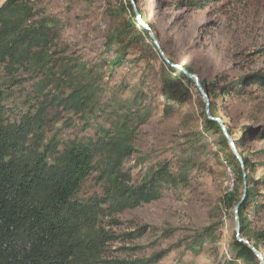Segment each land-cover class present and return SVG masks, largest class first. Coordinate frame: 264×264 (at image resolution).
<instances>
[{
  "label": "trees",
  "instance_id": "obj_1",
  "mask_svg": "<svg viewBox=\"0 0 264 264\" xmlns=\"http://www.w3.org/2000/svg\"><path fill=\"white\" fill-rule=\"evenodd\" d=\"M172 1L203 9L213 0ZM38 2L5 0L0 5V264H158L167 249L147 256L113 254L112 245L142 237L145 226L123 233H115L112 226L121 223L116 218L120 213L159 199L164 189L188 187L195 179L196 162L191 156H181L173 162L142 161L145 171L135 184L132 161L143 126L160 106L166 118L183 112L196 84L168 63L152 73L156 62L151 61L148 49L156 55L159 50L138 23L131 0H107L110 26L91 58L65 41L61 19ZM138 9L148 22L146 13ZM126 61H132L133 68L125 74L117 72ZM202 84L214 99L252 97L257 89L264 90V70L233 80L218 76ZM156 87L160 102L151 94ZM214 108L212 100V114ZM75 117L84 130L91 127L93 133L61 140L57 125L78 123ZM219 117L235 140L244 166L220 123L209 119L205 111L204 127L219 133L220 151L236 180L220 205L213 207L212 217L219 219L197 235L181 237L174 246L198 255L207 243L214 256L212 264H260L236 234L230 256L222 254L218 259V245L222 218L233 215L242 200L241 235L264 252V194L258 196L264 176L253 178L255 156L264 157V147L252 151L255 144L246 141L247 137H264V125H244L237 136L224 116ZM89 181L101 192L86 196L84 187Z\"/></svg>",
  "mask_w": 264,
  "mask_h": 264
},
{
  "label": "rangeland",
  "instance_id": "obj_2",
  "mask_svg": "<svg viewBox=\"0 0 264 264\" xmlns=\"http://www.w3.org/2000/svg\"><path fill=\"white\" fill-rule=\"evenodd\" d=\"M4 1L0 0V5ZM137 2L146 13L147 23L154 27L166 56L174 63L191 68L202 83L203 80L207 84L213 82L218 76L233 80L253 70H264V0H213L203 9H191L172 0ZM38 3L61 19L65 41L87 57L96 55L110 26L106 14L107 0H39ZM148 50L151 61L156 62L152 73H157L161 64L166 62L158 51L156 55L155 51ZM142 64L144 66L145 63ZM133 66L132 61H126L117 72L125 74ZM159 83L160 79L157 80ZM196 87L190 89V98L183 112L166 118L163 106H160L150 122L143 126L137 137L138 151L132 161L133 165L136 164L132 180L135 184L140 182L139 175L146 167L141 165L144 160L147 164L161 159L173 162L181 156L194 159L193 176L196 177L188 187L164 189V195L159 199L117 215L121 223L112 226L115 233L143 226L146 233L131 241L112 245L115 255L147 256L167 249L158 264L213 263L214 256L209 253L207 243L198 255L184 247L174 246L181 237L197 235L202 228L219 219H213V207L220 205L236 180L224 153L220 151L219 133L204 127L206 106L204 108L203 103L206 102ZM255 88L250 87L251 90ZM158 89L154 88L151 94H156V100L160 102L162 96ZM254 93L252 97L235 95L227 100L209 96L215 102L214 113L211 114L224 116L237 136L242 133L244 125H264V90L257 89ZM75 118L78 123L71 126L64 122L57 125V137L69 140L93 133L91 127L84 130L82 123ZM246 141L255 144L252 151L264 147L263 136L247 137ZM254 160L257 167L253 178L257 180L264 176V157L255 156ZM100 192L94 181H89L84 187L86 196ZM259 192L258 196L262 198L264 186L259 188ZM221 223L218 259L222 254H232L234 215L224 216ZM169 230L172 232L168 233ZM120 245L136 246V249L119 251Z\"/></svg>",
  "mask_w": 264,
  "mask_h": 264
},
{
  "label": "water",
  "instance_id": "obj_3",
  "mask_svg": "<svg viewBox=\"0 0 264 264\" xmlns=\"http://www.w3.org/2000/svg\"><path fill=\"white\" fill-rule=\"evenodd\" d=\"M131 2L133 4L134 11H135V14H136V19H137L138 23L141 26H143L149 32L154 44L158 48V50H159L161 56L163 57V59L165 60V62L168 63L170 66L181 70L186 76H188L189 78L193 79V81L195 82L198 90L200 91L201 95L205 99V102H206V113H207L209 119L214 120V121H218L220 123L225 137L227 138L229 144L231 145L234 153L239 157V160L241 161L242 165L244 166V161H243V159L241 158V156L239 154V151L237 149L235 140L233 139V137L230 135V133L228 131L226 123L222 120V118L215 117V116H213L211 114V111H210L211 110L210 109L211 100H210V97H209L207 91L205 90L202 82L200 81V78L196 74H194L193 72L189 71L185 66H183L181 64H178V63L172 62L166 56V54H165V52H164V50H163V48H162L157 36H156V34L153 31V29L151 28V26L146 21L143 20L142 15H141V13H140V11L138 9L136 0H131ZM244 172H245V170H244ZM246 196H247V184L245 185L243 198H245ZM241 202H242V200L236 204V206L234 208V214H233L234 215V220H235V234H236L237 240L245 242L254 251L256 256L259 258L260 264H264V255H263V253L258 248H256V246L254 244H252L248 238L243 237L241 235V228H240V224H239V207L241 205Z\"/></svg>",
  "mask_w": 264,
  "mask_h": 264
}]
</instances>
